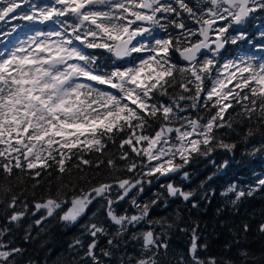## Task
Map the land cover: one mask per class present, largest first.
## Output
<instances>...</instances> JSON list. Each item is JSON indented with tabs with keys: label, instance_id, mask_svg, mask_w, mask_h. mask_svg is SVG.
Instances as JSON below:
<instances>
[{
	"label": "snow or ice",
	"instance_id": "6c2138e0",
	"mask_svg": "<svg viewBox=\"0 0 264 264\" xmlns=\"http://www.w3.org/2000/svg\"><path fill=\"white\" fill-rule=\"evenodd\" d=\"M0 3V21L24 22L0 29V172L12 177L19 170L38 178L55 168L68 175V183L58 187L56 195L35 203L37 211H46L36 224L54 215L66 224H75L94 201L105 202L106 215L116 231L110 234L100 223L86 225L93 239L81 260L111 264L112 249L119 248L120 237L128 233L139 243V252L121 257L120 264H161V249H168L161 239L162 230L173 225L150 218L158 199L141 203L137 196L152 178L181 173L194 159L208 158L218 148L235 149V143H225L218 135L219 129H233L240 122L233 120V113L264 128V57L245 53L223 58L227 46L243 41L252 44L243 26L254 14L264 12V0H194L191 6L186 0ZM182 14L196 27L186 24ZM170 28L177 30L175 35ZM160 32L166 35L160 36ZM260 37L264 38V32ZM259 47L264 49V45ZM174 53L186 63L173 62ZM177 85L180 93L171 95L169 88ZM162 97H169V102ZM192 110H202L205 116H193ZM255 134L249 127L244 139ZM116 137H120L122 150L118 158L128 163L121 168L108 158L107 166L113 172L132 175L78 188L70 179L73 157L80 162L74 167L89 165L85 154L102 153ZM262 150L264 139L253 154ZM130 153L135 157L132 160ZM103 163L98 161L96 167ZM209 163L215 165V160ZM227 166L224 161L216 166L217 171ZM182 177L189 179V173L183 171ZM162 186L169 196L184 201L196 195L173 183ZM260 190H264V176L247 187L232 183L221 196L230 198L235 206ZM114 191L118 193L115 198ZM126 198L138 209L137 214L117 213L113 205ZM0 204L5 211L12 210L7 217L10 223L29 214L28 203L11 184L0 183ZM140 225L147 227L129 233ZM9 231L0 229V264H17V256L25 251L12 247L10 239H2ZM244 231H248L247 224ZM259 231L264 233V223ZM98 235L110 236L107 243L111 246L100 249L99 254ZM199 239L194 227L190 260L180 257L177 264H217L216 257L198 255L207 248ZM77 246L84 247L81 239L70 245ZM240 255L247 257L248 253Z\"/></svg>",
	"mask_w": 264,
	"mask_h": 264
},
{
	"label": "trees",
	"instance_id": "16d2710c",
	"mask_svg": "<svg viewBox=\"0 0 264 264\" xmlns=\"http://www.w3.org/2000/svg\"><path fill=\"white\" fill-rule=\"evenodd\" d=\"M186 2L191 6L194 0H186ZM182 15L186 24L196 27L192 21L187 19L186 14ZM263 20L264 12H258L250 17L243 26L249 39L252 40L251 51L247 49L249 43L243 41L239 45L227 46L223 58L227 59L245 53L264 57V54L259 53L262 50L259 45H264V38L260 37V33L264 32ZM17 21L10 20L0 28H11ZM169 31L175 35L177 30L170 28ZM159 35L166 34L160 32ZM94 51L98 52L99 50ZM173 62L185 63L180 61L177 53L173 54ZM169 93L171 95L179 94V86L169 88ZM162 99L165 103L169 102V97H162ZM235 111L239 112L240 109L236 108ZM229 112L231 113L233 110L230 109ZM197 113L205 116V112L202 110L190 112L193 116ZM232 118L234 121L239 120L240 122L234 123L233 129H219L218 135L225 143H235V149L228 152L218 148L208 158L194 159L192 163L181 170V173H176L169 178H152V183L145 184L144 192L137 196L141 203L158 199V203L151 208L150 218L163 220L165 223L173 225L172 228L162 230L161 239L167 242L168 249L167 251L161 249L159 256L161 264H177L180 257L186 261L190 260L188 250L194 227L200 237L198 243L207 245L205 250L198 251L201 258L216 257L217 264H222L225 260H231L234 264H264V233L259 231L260 224L264 223V190L255 192L251 197L243 198L235 206L229 202L230 198L221 196V193L232 183L247 187L257 178L264 176V150L253 154L255 148L259 147L264 139V128H257L254 122L250 124L248 120L236 117L234 113ZM225 119H228L227 115ZM249 127H252L256 134L245 140V133ZM119 144L120 137H116L114 143H107V147L102 153H86L84 158L91 163L89 165L80 164L79 168L74 167L80 162L73 157L70 162L73 165L70 179L76 183L78 188L87 189L98 183L109 182L114 176H131L132 174L126 171L113 172L107 166L108 158L116 160L121 168L128 163V161L118 158L122 151ZM124 151H127V146ZM134 158L130 153L129 160ZM101 160L104 163L96 167V163ZM209 160H215V165L209 163ZM224 161H228V166L217 171L216 166L222 165ZM183 171L189 173V179H183ZM213 173L216 175L208 180V177ZM68 181V175L58 173L55 168L46 170L38 178H33L19 170H16L12 177H7L3 172H0V183L13 185L14 192L28 203L29 214L18 223L8 221L7 217L11 215L12 210L5 211V205L0 204V229H10L2 239L4 241L10 239L12 247H20L25 250L22 255L17 256V264H29V261L32 264H90V261L81 260L88 243L93 239L87 234L85 226L94 222L103 224L110 234L116 231L117 226L106 215L103 200L94 201L88 212L75 224H66L55 215L44 219L41 224L35 223L46 215L43 210L35 209V203L43 202L49 196L56 195L57 188L67 184ZM202 182L203 187H201ZM168 183H173L185 191H195L196 195L191 201H184L180 197H171L167 194L166 188L162 186ZM133 191L135 192V190ZM117 195L118 193L115 191L112 193L113 198ZM193 202L197 204L196 207L192 206ZM113 207L116 208L117 213L125 211L128 214L138 213V209H135L127 198ZM246 224L248 225L247 232L244 231ZM146 227L147 225H140L137 228H130L129 233ZM157 231L160 232L161 229L157 227ZM27 234L30 236L25 239ZM109 238L110 236L98 235V254L100 249L111 247L107 243ZM77 239L83 241V248L77 246V249H73L70 247ZM119 242L120 247L112 249L111 264H120L121 257L139 252V243L132 240L130 234L126 233L120 237ZM241 252H247V257L241 256Z\"/></svg>",
	"mask_w": 264,
	"mask_h": 264
},
{
	"label": "rangeland",
	"instance_id": "374dc122",
	"mask_svg": "<svg viewBox=\"0 0 264 264\" xmlns=\"http://www.w3.org/2000/svg\"><path fill=\"white\" fill-rule=\"evenodd\" d=\"M43 2H45V0H42ZM3 6V4L2 3H0V7H2ZM5 22H2V21H0V26L2 27V25L4 24ZM17 23H24L23 21H17ZM16 23V24H17ZM1 29V28H0ZM249 51H251V48H250V44H248V48H247ZM253 51V50H252ZM253 52H255V51H253ZM260 54H264V49H262L260 52H259ZM41 210H43L44 212H45V214H46V211L44 210V209H41Z\"/></svg>",
	"mask_w": 264,
	"mask_h": 264
},
{
	"label": "water",
	"instance_id": "95a60500",
	"mask_svg": "<svg viewBox=\"0 0 264 264\" xmlns=\"http://www.w3.org/2000/svg\"><path fill=\"white\" fill-rule=\"evenodd\" d=\"M178 54V53H177ZM179 55V54H178Z\"/></svg>",
	"mask_w": 264,
	"mask_h": 264
}]
</instances>
